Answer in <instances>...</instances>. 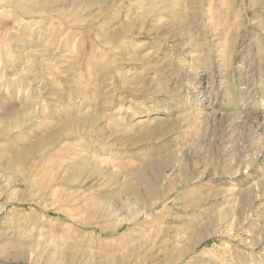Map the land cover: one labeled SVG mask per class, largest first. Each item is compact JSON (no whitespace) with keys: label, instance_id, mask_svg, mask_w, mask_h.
<instances>
[{"label":"rangeland","instance_id":"obj_1","mask_svg":"<svg viewBox=\"0 0 264 264\" xmlns=\"http://www.w3.org/2000/svg\"><path fill=\"white\" fill-rule=\"evenodd\" d=\"M0 264H264V0H0Z\"/></svg>","mask_w":264,"mask_h":264},{"label":"bare ground","instance_id":"obj_2","mask_svg":"<svg viewBox=\"0 0 264 264\" xmlns=\"http://www.w3.org/2000/svg\"><path fill=\"white\" fill-rule=\"evenodd\" d=\"M187 183V182H186ZM171 188V187H170Z\"/></svg>","mask_w":264,"mask_h":264}]
</instances>
